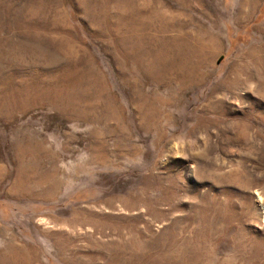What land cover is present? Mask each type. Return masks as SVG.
I'll return each instance as SVG.
<instances>
[{
  "label": "rangeland",
  "instance_id": "obj_1",
  "mask_svg": "<svg viewBox=\"0 0 264 264\" xmlns=\"http://www.w3.org/2000/svg\"><path fill=\"white\" fill-rule=\"evenodd\" d=\"M237 2L0 0V264H264V4Z\"/></svg>",
  "mask_w": 264,
  "mask_h": 264
},
{
  "label": "bare ground",
  "instance_id": "obj_2",
  "mask_svg": "<svg viewBox=\"0 0 264 264\" xmlns=\"http://www.w3.org/2000/svg\"><path fill=\"white\" fill-rule=\"evenodd\" d=\"M247 0H245V2H246ZM250 1V0H249ZM252 4V3H251ZM250 4V5H251ZM249 5V6H250ZM246 6H248V5H246ZM243 9V8H242ZM249 9V8H248ZM251 9H252V6H251ZM241 11V10H240ZM246 11V10H245ZM248 13V12H247ZM247 13H244V15H246ZM242 14V13H241ZM251 14V13H250ZM240 17V16H239ZM242 17H244V16H242ZM234 66V65H233ZM233 66H232V68H233ZM238 66V65H237ZM231 68V69H232ZM235 68V67H234ZM238 68H240V67H238ZM242 68V67H241ZM237 70V69H236ZM238 70H240V69H238ZM246 70V69H245ZM234 71V70H233ZM233 71H231V72H233ZM230 72V73H231ZM237 72V71H236ZM239 73V72H238ZM243 73V72H242ZM236 74V73H235ZM235 78V77H234ZM234 80V79H233ZM232 80V81H233ZM236 80V79H235ZM235 82V81H234ZM235 84V83H234ZM225 87H226V85H224ZM229 86V85H228ZM233 87V86H232ZM226 89H228V88H226ZM99 145V144H98ZM98 145H97V147H98ZM102 150V149H101ZM101 156H102V154H101ZM102 158V157H101ZM17 164H19L18 162H17ZM18 166V165H17ZM26 172V171H25ZM27 174V173H26ZM30 174V173H29ZM32 178V177H31ZM33 179V178H32ZM22 183V182H21ZM51 185L48 187V188H46L45 190H43V192L42 193H45V195H51V194H53V192H54V190H55V181L54 180H51ZM28 184H30V183H28ZM17 187V186H16ZM25 187V186H24ZM27 188V187H26ZM25 188V189H26ZM32 189V191L35 189V188H31ZM31 189H30V191H28V193L27 194H31V193H35V192H32L31 191ZM15 190V189H14ZM20 190V189H19ZM29 190V189H28ZM21 191V190H20ZM37 191V190H36ZM18 193H20V192H18ZM24 194H25V192H24ZM84 213V212H83ZM86 218H85V220H83V224L86 226V228H87V230L89 231L90 230V228L92 227V226H95V227H101V225H99L98 224V219H100V217H96V215H94V214H91V215H89L88 214V212L86 213ZM41 222H44V220L43 221H41ZM82 223V222H81ZM101 224V223H100ZM44 225H47V222H46V224H44Z\"/></svg>",
  "mask_w": 264,
  "mask_h": 264
},
{
  "label": "crops",
  "instance_id": "obj_3",
  "mask_svg": "<svg viewBox=\"0 0 264 264\" xmlns=\"http://www.w3.org/2000/svg\"><path fill=\"white\" fill-rule=\"evenodd\" d=\"M245 1V0H244ZM241 3V0H238V2H237V5L234 7V10L239 6V4ZM252 3V4H251ZM245 5H243V9L241 8L240 10L241 11H239V14H238V16H240V17H238L240 20H241V22H244V23H246V22H248V21H250V19L252 18V16H253V14H254V12H255V10L257 9V7H259V9H258V14H259V12L261 11V8L263 7V4H264V2L263 1H261V0H247L245 3H244ZM251 4V5H250ZM255 4H256V7H255V10H254V12H253V14L250 16V18L248 19V16H249V14L251 13V10L253 9V7L255 6ZM246 5H248V6H246ZM250 5V6H249ZM251 6H252V9H251ZM247 7V8H246ZM249 8V9H248ZM234 10H233V12H234ZM246 10V11H245ZM249 10V11H248ZM248 12V13H247ZM242 13V14H241ZM244 13H247L246 15H244ZM262 12H261V16H262ZM242 16H244V17H242ZM260 16V17H261ZM259 17V18H260ZM248 19V20H247ZM247 20V21H246ZM260 22V21H259ZM236 23V22H235ZM237 24V23H236ZM243 24V23H242ZM237 26H240V24L239 25H237ZM249 26H247L246 28H248Z\"/></svg>",
  "mask_w": 264,
  "mask_h": 264
}]
</instances>
